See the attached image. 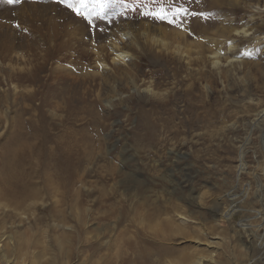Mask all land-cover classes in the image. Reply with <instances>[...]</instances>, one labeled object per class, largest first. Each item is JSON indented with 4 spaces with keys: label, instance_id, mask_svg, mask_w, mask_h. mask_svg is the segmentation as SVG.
<instances>
[{
    "label": "rangeland",
    "instance_id": "rangeland-1",
    "mask_svg": "<svg viewBox=\"0 0 264 264\" xmlns=\"http://www.w3.org/2000/svg\"><path fill=\"white\" fill-rule=\"evenodd\" d=\"M67 2L80 15L64 0H0V163L18 119L37 121L34 134H23L35 148H55L59 137L76 147L70 160L61 159L68 161L60 178L65 187L56 190L46 186L49 175L41 166L29 163V143L21 142L17 164H27L23 179L37 184L38 193L24 212L37 215L26 225L18 218L0 225V232L16 237L6 264H19L23 253L29 264H151L154 257L132 255L123 231L153 254L157 239L172 235L161 264H264V34L236 43L241 70L216 85L198 82L216 115L193 129L182 116L172 118L170 97L158 101L145 90L149 85L169 95L175 84L181 87L193 71L185 59L146 47L128 66L132 76L110 77L111 61L102 71L95 51L126 28L140 40L143 25L158 36L159 29H201L204 36L189 39L204 41L224 26L247 22V6L264 0ZM178 8L187 14L174 16ZM162 10L166 19L156 18ZM125 46L132 50L129 41ZM69 72L86 81L75 82ZM62 219L74 229L66 230Z\"/></svg>",
    "mask_w": 264,
    "mask_h": 264
},
{
    "label": "bare ground",
    "instance_id": "bare-ground-1",
    "mask_svg": "<svg viewBox=\"0 0 264 264\" xmlns=\"http://www.w3.org/2000/svg\"><path fill=\"white\" fill-rule=\"evenodd\" d=\"M247 8L249 10V13L251 14L250 15L251 17L247 22L243 21L240 24L238 22V24L236 23L235 25H232L231 23L229 26H224L220 29L218 28L219 30H217V33L213 38L210 37L205 38L204 41H200V42H198L199 39L198 40L196 39L197 43L196 41L195 43L194 42L192 43L189 38H194L197 35H203L204 33H206V31L204 32V30L201 29L196 31L193 29L190 31H178V32L176 31L170 33L168 31H164L163 29L162 30L159 29V33L161 36L160 35L158 36V34L151 32L153 31L152 26L143 25L141 27V31L143 32L141 31L139 32L140 33L139 36L141 37V39L137 40L135 33L126 28L125 31L123 32L120 31L117 34H115L112 38H110L108 40L107 46H105L103 49L101 48L100 51L95 48L96 49L95 51H97L96 54L97 65L100 67L102 71L108 70L110 68V65L108 64L107 59H109L111 61V64L113 65V67L110 69L111 71V73L109 74L110 77L116 76V74L117 73L119 74L120 71H123L124 73L130 75L131 73L128 66L131 67V65L132 66L136 65L134 61L138 58L139 52L146 51V47H154V48L156 47L160 50V52L163 50H167V51L170 50V52H172V54L174 55L173 57L177 55L180 57V59L181 58L185 59L184 61L185 62L187 61V64L190 66L191 70L193 71H191V73H187L188 77H186V79L183 78L184 79L183 82L180 80L182 84L181 87L179 86V84L178 85L175 84L176 87L174 88L172 93L170 92L169 95L167 94L168 91L166 93L164 91L165 94L161 93L163 91L156 92L153 90L154 87L151 89L149 85L145 90L147 91V93H149L153 98H156L158 101L159 100L166 101L169 100L168 98L170 97L171 102L174 105V106L172 105V110H171L172 118L177 120L179 116H182L185 123L188 122L191 123L190 129L196 128L198 122H202V121L206 122L208 118L216 115V111L212 110L211 107H210L211 110H207L210 104L209 101H206L207 99L205 95L201 94V90L200 87L198 86V82L200 83L206 81L211 86L216 85L219 82L218 80H225L229 73L231 74V72L241 70L243 64L242 61H240V59L236 55V50H238L239 48L237 46L238 44L236 43L241 42L243 38L249 37L250 35L251 36L249 38L252 37L260 41L261 35L264 34V11L262 10L264 8V4L261 5V3H256V4L251 3L247 6ZM127 41H129L131 45H133L131 51L128 50V48L125 46ZM208 41H210L209 43L211 46V48H208L209 51L206 50L205 47L206 45H204V43H207ZM122 44H124V46ZM223 45L228 46V48L226 47L225 51L222 50ZM155 50L157 49H154V51ZM207 63L209 64L211 69L210 71L204 72L203 70L200 69V67L202 65H206ZM18 70L20 72V69ZM65 74L69 75L72 78V80L74 79L75 82L77 83H84L86 81L85 80L86 78L85 79L80 78L79 80L80 82H79L78 81L79 77L74 76V74L71 72ZM174 75L177 78V73H175ZM130 76H132V74ZM229 76L230 75H228V77ZM132 84L135 86L134 88L136 89L137 83L134 80H132ZM64 93L65 91H63V100L67 104L68 98L65 96ZM166 94L168 95V97L165 96ZM210 97H208V99H211ZM164 102L161 101L160 103H164ZM180 104H183L182 110H180L179 108ZM176 107H178V109ZM46 114H48V112ZM262 121H263L262 123H259V127L264 132V118ZM36 122L37 121L34 120H28V121L24 119L17 120V124L15 127L16 128L15 134L17 136L13 140H11V147L8 149L7 152H5L4 154L5 157L3 158V162L0 163V225L2 226L5 225V220H7L6 218H10V219L18 218L20 225H26L32 218H35L37 215L36 213L26 214L24 212V211H29L26 210V208H24L26 202H28V200L30 199L38 198V193H36L37 184L23 179V175H25L24 165L27 164H24V160L22 161V163H20V165L17 164L19 160L16 159L17 158L16 151L25 148L21 146L22 141H24L25 145H26V141L29 143V146H27L28 151L26 152L29 163L33 164L34 168L37 165H40L41 166L40 170L45 172L46 176L49 175V179H47L48 181L45 182L46 186L56 190L65 187L63 185V181L60 178L62 175L61 172H63L62 170L63 162L68 163V161H61V159L70 160L71 154L74 153L73 149L74 148L76 149V147L65 144L67 141L62 140L63 143L59 142L58 139H60V137L55 139L56 142L55 145L57 144L55 148H48L43 146V144L40 147H36V148L34 146H31L30 140L25 138L23 134L26 135L24 130H28V129H30L33 133L35 131L34 126L36 125ZM31 135L29 137H31ZM37 136L38 133L33 135V138H36ZM19 157L23 159L22 155H19ZM1 159L2 157H0V160ZM241 165H242L241 168L246 170L244 161H242ZM36 172L38 173V170ZM75 177L76 174L73 171L72 175L70 176V179L75 180ZM53 194L56 193L54 192ZM30 207L31 206H29V208ZM32 215L33 217H31ZM227 217H228L227 213L223 214L222 216V218L224 219H226ZM62 222H64L65 225L64 227H66V230L74 229L72 226H66V219H62ZM180 232L181 234H183L182 231ZM123 234H125L126 241H129L131 243L130 249L132 251V255L138 256L142 252L145 255L149 256L150 259H153L154 257L155 260L151 262V264H161L160 260L164 259L167 255L170 254V251L167 250V245L170 244V243L168 244V242L171 240L170 238H173L172 235H166L162 239H157L155 243V246L157 247L153 254V252L147 249L146 247H141L140 250V247L138 245L139 239H135V237L133 236L134 239L132 240V238L128 236V233L126 231H123ZM126 241L123 240V244H126ZM15 243H16L15 234L0 232V264H6L7 262L12 263V261L10 260L9 253L14 249ZM262 243L264 247V242ZM128 252L129 251H127L126 253ZM20 258L21 260L18 261L19 264H29L28 257H26V253H23L22 257H19V259ZM201 262L202 260L199 259L198 262L195 264H201Z\"/></svg>",
    "mask_w": 264,
    "mask_h": 264
},
{
    "label": "snow or ice",
    "instance_id": "snow-or-ice-1",
    "mask_svg": "<svg viewBox=\"0 0 264 264\" xmlns=\"http://www.w3.org/2000/svg\"><path fill=\"white\" fill-rule=\"evenodd\" d=\"M7 2L9 4H13V3H18L20 2V0H7ZM65 4L67 7L71 8V10L73 12H75L77 15H80V9L76 8L75 6H73L72 4L68 3L67 0H64ZM104 6V4H101V8ZM181 13L183 14H187V11L186 10H183V9H176L175 12H174V16H179ZM156 18H159V19H166V14L163 13V10L161 11L160 14H156ZM169 23H174V20H168ZM18 27V26H17Z\"/></svg>",
    "mask_w": 264,
    "mask_h": 264
}]
</instances>
